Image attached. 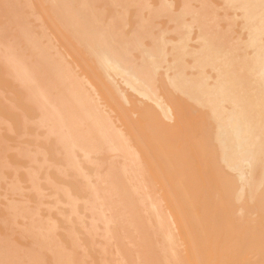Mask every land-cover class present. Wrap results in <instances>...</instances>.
<instances>
[{
	"label": "bare ground",
	"instance_id": "bare-ground-1",
	"mask_svg": "<svg viewBox=\"0 0 264 264\" xmlns=\"http://www.w3.org/2000/svg\"><path fill=\"white\" fill-rule=\"evenodd\" d=\"M8 76L13 108L82 173L114 264H264V0H0ZM32 214L33 237L55 242ZM61 245L53 264H82ZM7 247L0 264L53 262Z\"/></svg>",
	"mask_w": 264,
	"mask_h": 264
},
{
	"label": "rangeland",
	"instance_id": "rangeland-1",
	"mask_svg": "<svg viewBox=\"0 0 264 264\" xmlns=\"http://www.w3.org/2000/svg\"><path fill=\"white\" fill-rule=\"evenodd\" d=\"M4 77L7 78V75L3 76V79H5ZM9 77V76H8ZM11 78V77H9ZM7 81L9 79H6ZM11 81L13 82L12 78H11ZM10 81V82H11ZM12 87L14 85V87L17 85L16 82H13V84H11ZM10 84H8V87L7 86H3L0 87V138L4 139L3 141H0V248L1 247H5V244L8 246L7 248L9 250H12V251H18V249L20 250L19 253H22L23 250H27L29 248L34 247L35 245H37L36 247H34V249L37 250L38 253H41V254H44L46 253L47 255V252L48 251L50 254L51 252V255H48L46 257H48V259L50 260V263L53 264L55 263V259H53V256H54V253H53V250H54V244L57 243L58 245H61V243H63V245H61L62 248H64L63 246L66 245V248H69V249H65V251H68L70 250L71 248V252L74 253L76 255V258L78 261H81L82 264H87V261H88V264L90 263H93L96 264L97 262H100L102 261V258L103 257H111L109 254V256L107 255V252H102V250H100L98 247H100L96 241H99L101 243V241L103 242V240H100V237L101 235L103 234L102 231L105 232V229L103 230V226L104 224L102 223L100 225L101 222H99V226L97 227L96 224L97 222L95 221V217H93V215H91L92 218V221H91V217H90V212L91 210L87 207L89 206V200L87 197H90L89 196H84L86 194H89L85 191L89 190L88 188V185L85 186L84 184H82V181L80 180H84V178H82V173H78L79 171H77L75 168L74 169H71V167L69 168V166L67 165H64V162L62 160V158L60 157V154L58 152L53 151V148L51 147V143L52 138H55V136L51 134L49 135H46L47 134V130L45 129L46 127H42L43 125H48L47 123H44L41 122L42 124H40V120L37 119L36 120V115L37 113L34 112V114H36L34 116V114H30L28 115L27 111L26 112H23L21 109V107L17 106V109H14V99L15 97V90L17 89V91L21 90L19 86H17L16 88H10ZM14 90V91H13ZM3 92V94H2ZM14 92V93H13ZM3 97V99H2ZM5 97V98H4ZM7 100V101H5ZM21 102H25L21 99ZM4 104V105H3ZM9 104V105H8ZM8 105V106H7ZM12 107V108H9ZM32 107V106H31ZM5 108V109H4ZM4 109V110H3ZM19 109L21 111H19ZM1 110H2V113H1ZM5 110H9L8 112L5 111ZM12 111V113L10 112ZM16 112V113H15ZM20 112V113H19ZM6 113V114H5ZM18 116H17V115ZM9 117H7V116ZM21 115H23L21 117ZM2 116V117H1ZM38 116V115H37ZM7 117V118H6ZM9 118V119H8ZM23 118V119H21ZM2 119V120H1ZM4 119V120H3ZM8 121L7 125H6V120ZM13 119V120H12ZM19 120V121H18ZM39 122V123H37ZM4 123V124H3ZM16 124V125H14ZM38 124V126H37ZM40 124V126H39ZM14 126V127H13ZM20 126V127H19ZM11 129H10V128ZM18 127V128H17ZM7 128H9L10 130H8ZM36 129V130H34ZM34 130V131H33ZM11 132V133H10ZM46 132V133H45ZM19 133V134H18ZM51 135V136H50ZM43 136V137H42ZM49 136V137H47ZM35 138V139H34ZM51 139V141H50ZM6 140V141H5ZM3 142V143H2ZM5 142V144H4ZM16 145V146H15ZM40 145V146H39ZM44 145V146H43ZM6 146L8 147V150L6 148ZM16 147V148H15ZM45 147V148H44ZM6 148V151H4ZM14 148V149H13ZM44 148V149H42ZM3 149V150H2ZM13 149V150H11ZM11 151V152H10ZM19 151V152H18ZM16 152V153H15ZM51 152V153H50ZM54 154H53V153ZM3 155H2V154ZM26 153V155H25ZM20 155V156H19ZM28 155V156H27ZM101 155V153H98L94 156H99ZM3 157V158H2ZM29 157V159L27 158ZM42 158V159H41ZM58 158V160H57ZM2 159V160H1ZM28 159V160H27ZM30 160V162H29ZM32 160V161H31ZM48 160V161H47ZM54 160V162H53ZM49 161L51 163H49ZM57 161V165L56 164H52L55 163ZM59 161H62V162H59ZM34 164H33V163ZM84 162V161H82ZM60 166H59V164ZM62 163V165H61ZM10 164V165H9ZM15 164V165H14ZM52 164V165H51ZM81 164V167L83 168L81 171L86 172L85 173H90V169H93V163L92 165H90L89 162H85V163H80ZM35 165V166H34ZM66 166V167H65ZM34 167V168H33ZM38 167V168H37ZM64 167V168H63ZM13 168V170H12ZM39 169V170H36ZM46 168V169H45ZM73 168V167H72ZM86 168V169H85ZM89 168V169H88ZM31 169V170H30ZM66 169V171H64ZM69 169V170H68ZM72 170V171H71ZM89 170V171H88ZM30 171V172H29ZM32 171V173H31ZM37 171V172H36ZM46 171L45 175H44V172ZM71 171V172H70ZM77 171V172H76ZM37 173V176H35ZM74 172V173H73ZM23 173V174H22ZM70 173V174H69ZM76 173V174H75ZM87 173V174H88ZM93 173V171H92ZM34 174V176H33ZM68 174V175H67ZM80 174V175H78ZM13 175V176H11ZM72 175V176H71ZM79 177H78V176ZM89 175V174H88ZM92 175V174H91ZM71 176V177H70ZM77 178H76V177ZM81 176V177H80ZM90 176V175H89ZM35 177V178H34ZM49 177V178H47ZM92 177V176H91ZM90 177V178H91ZM14 180H13V179ZM34 178V180H33ZM81 178V179H80ZM37 179V181L35 180ZM70 179H73V180H70ZM80 179V180H79ZM18 180V181H17ZM28 180V181H26ZM39 180V181H38ZM45 180V182H44ZM50 180V181H49ZM53 182H52V181ZM60 180V181H59ZM17 181V182H16ZM70 181V182H69ZM76 183H75V182ZM80 181V182H79ZM12 182V183H10ZM20 182V183H19ZM38 182V183H36ZM50 182V183H49ZM53 185H52V183ZM73 185H72V183ZM22 183V184H21ZM28 183V184H27ZM59 183V184H58ZM70 183V184H69ZM14 184V186L12 185ZM58 184V185H57ZM61 184V185H60ZM69 184V185H68ZM76 184V185H75ZM33 185H35V187H33ZM52 185V186H51ZM72 185V186H71ZM75 185V189L73 188ZM79 185H84L85 188H88V189H84V187L82 186H79ZM92 186V184H90ZM94 185V184H93ZM156 185V184H154ZM20 186V187H19ZM37 186V188H36ZM54 186V188H53ZM63 186V187H62ZM79 186V187H78ZM158 186V184L156 185ZM5 187V188H4ZM40 189H39V188ZM57 187V189L55 188ZM65 187V188H64ZM72 187V188H71ZM81 187V188H80ZM11 188V189H10ZM64 188V189H63ZM82 191L81 192V190ZM27 189V190H26ZM33 189V190H32ZM38 189V190H37ZM44 189V190H43ZM72 191H70V190ZM74 189V190H72ZM78 189V190H76ZM151 189V188H150ZM14 190V191H13ZM29 190V191H28ZM41 190V191H40ZM54 190H55V193H54ZM64 192H63V191ZM34 191V192H33ZM38 191V192H37ZM61 191V192H60ZM3 192H4V195H3ZM14 192V193H13ZM18 192V193H17ZM63 192V193H62ZM83 192H85L86 194H84ZM138 192H142L141 189L138 190ZM30 193V194H29ZM33 193V194H32ZM54 193V195H53ZM69 193V194H68ZM73 193L74 195V199L71 198L73 201L70 202V205L73 204L74 202V208H72L73 211H71V208L69 207V204L68 203V199H70V197L73 196ZM78 193V194H77ZM6 194V195H5ZM14 194H17L16 196ZM52 194V195H51ZM72 195V196H68V195ZM4 196V197H1ZM8 195V196H7ZM11 195V197H10ZM42 195H45V197H42ZM50 195V196H49ZM81 197H79V196ZM47 196L48 199H47ZM67 196V198H66ZM78 196V197H77ZM24 197V198H23ZM54 197V199H53ZM76 197V198H75ZM87 198V201H85ZM3 198V199H2ZM11 198V199H9ZM16 198V200H15ZM27 198V199H26ZM82 198V199H81ZM2 199V200H1ZM5 199V200H4ZM11 200V201H10ZM15 200V201H13ZM19 200V202L17 201ZM21 200V201H20ZM29 202H27V201ZM76 200V201H74ZM23 201V202H22ZM84 201V203H83ZM27 204H26V203ZM87 206H86V203ZM11 203V204H10ZM62 203V204H61ZM15 204V205H14ZM45 206V207H43ZM46 204V205H45ZM56 204V205H55ZM3 205V206H2ZM6 205V206H4ZM18 205V207H17ZM60 205V206H59ZM26 206V207H25ZM32 206V207H31ZM46 206L48 208H46ZM52 206V207H51ZM86 206V208H85ZM14 207V208H13ZM17 207V208H16ZM24 207V208H23ZM22 208V209H21ZM27 208H30V210L33 208V209H36V210H31V213L30 210H28ZM51 208V209H49ZM53 208V209H52ZM70 208V209H69ZM88 208V209H87ZM7 209V210H6ZM11 209V210H10ZM19 209V210H18ZM24 209V211H23ZM48 209V210H47ZM21 210V211H20ZM76 210V211H75ZM83 210V211H82ZM16 211H17V214H16ZM27 211V212H26ZM34 211V212H33ZM36 211H37V214H36ZM48 211V212H46ZM12 212V213H11ZM22 212V213H21ZM32 214V218H33V221L35 219L39 220L40 219V222H43V223H46L47 225H52V229H53V234L55 236V233H56V240L55 242H52V243H47L48 246L52 245L51 246V249L50 247L46 246V244H42L41 242H39L38 240H36L34 237H33V234L31 233V227L34 223L32 224H28V222L30 221L31 219V214ZM60 212V213H59ZM77 212V213H76ZM26 213V215H25ZM27 213L28 216H27ZM48 215V217L46 216V214ZM62 213L64 215H62ZM81 213V215L79 214ZM92 214H94L93 212H91ZM9 214V215H8ZM21 214V215H20ZM15 215V217H14ZM30 215V218H27L29 217ZM35 215V216H34ZM51 217H50V216ZM79 215V216H78ZM95 215V214H94ZM9 216H12V217H9ZM23 218H21V217ZM88 216V217H87ZM64 217V219H63ZM84 217V218H83ZM20 218V219H19ZM43 218V220L41 221V219ZM51 218V219H50ZM86 218V219H85ZM27 219V220H26ZM51 222V223H49ZM77 223H76V220ZM90 219V221H89ZM97 219V218H96ZM2 220L4 222H2ZM15 222L13 223L12 222ZM26 220V221H25ZM29 220V221H28ZM81 220V221H80ZM88 221V222H87ZM95 221V222H94ZM2 222V223H1ZM27 222V223H26ZM81 222V223H80ZM84 224H83V223ZM31 223V221H30ZM49 223V224H48ZM54 223L56 225H54ZM63 224V225H62ZM71 224V225H70ZM90 224V225H89ZM28 225V226H27ZM30 225V226H29ZM60 225V227H59ZM78 225V226H77ZM83 225V226H82ZM87 225V227H86ZM9 226V227H8ZM15 226V227H14ZM56 226V227H55ZM64 226V227H63ZM70 226L72 228H70ZM89 226H91L90 228H88ZM14 227V228H13ZM19 227V228H18ZM59 227V228H58ZM71 230H69L68 229ZM93 227H97L96 228H93ZM105 227V226H104ZM57 228V229H55ZM80 228V229H79ZM83 228V229H82ZM96 229V233L95 230L93 229ZM16 229V230H15ZM55 229V230H54ZM60 229V230H59ZM73 229V230H72ZM87 230V231H83V230ZM91 229L93 231H91ZM82 230V231H81ZM19 231V232H18ZM22 231V232H21ZM56 231V232H55ZM10 232V233H9ZM30 232V233H29ZM55 232V233H54ZM75 232V233H74ZM85 232V233H84ZM60 234L59 236L61 237L60 241H58L59 239V236L57 235ZM93 233V234H92ZM97 233H99L98 235H96ZM16 234V235H15ZM22 234V235H21ZM71 234V235H69ZM101 234V235H100ZM32 235V236H31ZM92 235V236H91ZM100 235V236H99ZM6 236V237H5ZM9 236V237H8ZM18 236V237H17ZM31 236V237H29ZM75 236V237H74ZM90 236V237H89ZM96 236V237H95ZM2 237H5V240L3 239L2 240ZM24 237V238H23ZM99 237V238H97ZM74 238V239H73ZM78 238V239H77ZM104 238V237H103ZM102 238V239H103ZM11 241H10V240ZM73 239V240H72ZM77 241H76V240ZM97 239V240H96ZM105 239V238H104ZM13 240V241H12ZM9 241V242H8ZM15 241V242H14ZM32 241V242H31ZM37 241L36 243H33ZM10 242H11V245L14 246L11 247L10 245ZM60 242V243H59ZM89 242V243H88ZM8 243V244H7ZM32 243V244H31ZM69 243V245H68ZM78 245H77V244ZM109 243H112V242H109ZM109 243H106L107 245ZM22 244V245H21ZM81 244V245H80ZM94 244V245H93ZM98 246H96V245ZM103 244V243H102ZM101 244V245H102ZM18 245V246H17ZM111 244H109L110 246ZM22 246L25 248L21 249ZM20 247V248H18ZM27 247V248H26ZM102 247V246H101ZM106 247V246H105ZM11 248V249H10ZM15 248V249H13ZM39 250H38V249ZM49 248V249H48ZM96 248V249H95ZM103 248V247H102ZM109 248V247H108ZM113 248V249H112ZM111 250L114 251V245L112 246ZM42 249V251H41ZM100 250V254L98 253L99 250ZM105 249V248H104ZM46 250V251H45ZM105 250H109V249H105ZM41 251V252H40ZM104 251V250H103ZM84 252V253H83ZM83 253V254H81ZM102 253H106L105 256L102 254ZM113 253V252H112ZM80 254V255H79ZM85 254V255H84ZM20 256V254H18ZM45 255V254H44ZM43 255V256H44ZM102 256L101 257V261H98L99 257L97 256ZM50 256L52 257V261L50 259ZM83 256V257H81ZM22 257V255H21ZM98 257V259H97ZM105 257V258H106ZM44 258V257H43ZM81 258V259H80ZM45 264L47 262V258L45 259ZM48 260V261H49ZM89 260L91 262H89ZM107 260L106 259V263H107ZM110 261V264H114L113 260H112V257L109 259ZM105 262L102 261L101 264H106ZM80 263V262H79ZM109 263V262H108ZM107 263V264H108ZM48 264V262H47ZM98 264V263H97Z\"/></svg>",
	"mask_w": 264,
	"mask_h": 264
}]
</instances>
